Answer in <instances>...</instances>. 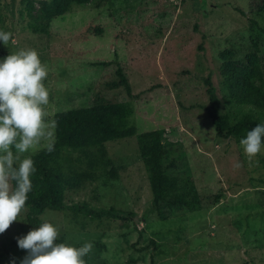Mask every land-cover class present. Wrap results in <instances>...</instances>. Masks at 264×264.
Here are the masks:
<instances>
[{"label":"rangeland","instance_id":"obj_1","mask_svg":"<svg viewBox=\"0 0 264 264\" xmlns=\"http://www.w3.org/2000/svg\"><path fill=\"white\" fill-rule=\"evenodd\" d=\"M100 1L84 0L57 15L52 0H0V30L12 33L6 46L0 42V57L37 50L48 69L47 120L128 104L138 135L160 133L175 194L197 195L203 208L157 207L132 137L106 143L105 160L97 150L67 152L66 167L79 173L67 207L40 219L54 223L70 244L91 243L86 264H264V150L249 161L235 138L217 136L206 84L210 77L231 124L264 122V108L228 103L221 75L224 65L250 74L255 57L254 84L264 90V0ZM28 216L23 208L0 234V264H20L27 255L17 237L30 231Z\"/></svg>","mask_w":264,"mask_h":264},{"label":"trees","instance_id":"obj_2","mask_svg":"<svg viewBox=\"0 0 264 264\" xmlns=\"http://www.w3.org/2000/svg\"><path fill=\"white\" fill-rule=\"evenodd\" d=\"M84 0H52L57 15L64 14L73 5H81ZM108 0H101L100 4ZM251 73H239L230 66L224 65L221 69L223 90L228 103L240 107L264 108V90L254 84L258 75L257 60H249ZM121 86L125 87L128 95L134 98L129 82L122 70L118 71ZM210 99L207 113L215 127L217 136L221 138H235L239 143L246 132L258 123L250 118H242L235 124L229 122L228 117L221 114L222 101L216 93L210 77L206 79ZM137 97V96H136ZM133 110L128 104L116 103L107 107L96 105L88 108L73 109L54 116L56 143L51 153L45 150L33 154L36 172L32 177L33 190L28 194L24 208L29 209L27 218L28 228L31 230L41 222L40 216L46 211H63L67 191L72 188V179L75 173L72 167H66V153L70 151L97 150L103 160L107 152L104 145L108 142L136 137L143 164L150 177L153 200L157 207L162 203L168 210L187 209L190 212L202 210V203L197 195L186 196L175 194L172 184L166 177V168L163 165L165 147L158 131L137 134L131 118ZM90 166H94L90 161ZM79 175V173H78ZM77 175V176H78ZM75 211L93 213L89 209L73 206ZM108 212L118 216L125 215L121 211L109 209ZM100 216L98 213H93ZM166 221L167 217L161 216ZM58 242H66L65 238L58 237ZM4 257H0V263Z\"/></svg>","mask_w":264,"mask_h":264},{"label":"clouds","instance_id":"obj_3","mask_svg":"<svg viewBox=\"0 0 264 264\" xmlns=\"http://www.w3.org/2000/svg\"><path fill=\"white\" fill-rule=\"evenodd\" d=\"M11 38V32L0 30L5 46ZM47 75V66L34 48L0 57V234L18 219L33 190L35 162L31 154H25L37 148L48 153L55 150L56 125L46 119L45 110ZM240 145L249 161L264 150V122L248 130ZM58 237V227L48 220L17 237L18 247L27 250L20 264H86L91 243L77 247L58 242Z\"/></svg>","mask_w":264,"mask_h":264}]
</instances>
